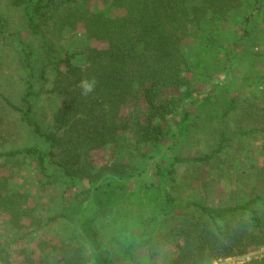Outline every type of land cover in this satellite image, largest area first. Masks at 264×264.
I'll return each mask as SVG.
<instances>
[{
	"label": "trees",
	"instance_id": "obj_1",
	"mask_svg": "<svg viewBox=\"0 0 264 264\" xmlns=\"http://www.w3.org/2000/svg\"><path fill=\"white\" fill-rule=\"evenodd\" d=\"M7 1L22 9L26 29L40 46L26 56L25 89L19 104L0 97L9 110L19 114L37 142L0 152V157L28 156L45 184L53 185L59 179L69 181L72 188L80 186V191L70 194L80 207L70 198L62 209L70 221L79 210L94 208L101 217L111 213L112 198L125 191L134 177L133 167L144 166L161 144L175 135L171 119L181 104L198 93L212 73L226 69V63L217 60L196 70L198 66L190 55L193 44L198 41L204 48L221 52L217 42L223 26L220 23L238 15L242 35L233 37L229 44L235 49L247 34L249 6L261 3L93 0L90 7V0ZM79 24L87 37L105 40V47L86 45L85 38L81 46H75L67 35L74 33ZM231 49L222 52L226 56ZM93 76L98 81L95 91L82 96L80 81ZM44 93L59 100L46 123L37 119L36 106ZM234 108L233 100L229 101L223 115ZM224 139V134H219L217 146L210 153L192 160L212 159L221 151ZM108 149L117 160L116 168L105 164L93 172L92 156ZM187 161L186 157L176 156L165 168L157 167L155 175L162 183L174 182L175 164ZM82 179H88V187ZM3 189L0 186V191ZM69 191L64 189L62 194L66 196ZM12 197L0 192V208L12 212V204L17 203ZM153 204V212L163 219L174 211L185 210L167 192L157 193ZM195 206L199 214L190 218L183 214L180 225L171 231L175 250L166 264H207L244 254L251 246H264V199L259 196L236 205ZM14 216L9 214L10 221L14 222ZM57 218L51 216L44 224ZM74 236L80 238L79 242H74L71 235L66 245L75 248L72 256L61 246L53 245L45 253L41 247L33 264H117L109 249L102 246L98 231L85 219ZM156 255L152 252L150 259ZM243 264H264V256Z\"/></svg>",
	"mask_w": 264,
	"mask_h": 264
},
{
	"label": "rangeland",
	"instance_id": "obj_2",
	"mask_svg": "<svg viewBox=\"0 0 264 264\" xmlns=\"http://www.w3.org/2000/svg\"><path fill=\"white\" fill-rule=\"evenodd\" d=\"M92 3L90 0V7ZM249 9L247 34L235 49L229 44L233 37L242 35L240 17L233 16L227 23H220L223 26L217 42L224 51L231 49L226 56L222 49L218 53L216 49L204 48L198 41L193 44L190 55L198 66L196 70L217 60L226 63V69L223 73H212L201 84V90L181 104L171 119L175 135L168 137L144 166L133 167L134 177L129 179L123 193L114 195L107 217H101L93 208L79 210L70 221L62 209L70 200L71 191H80V186L72 188L69 181L59 179L53 185L45 184L28 156L0 157V186L5 187L0 192L13 194L12 199H17L11 206L13 213L0 208V264H33L41 247L45 253L53 245L63 247L72 256L75 248L66 246L67 239L72 235L73 241L79 242L80 238L74 235L84 219L98 231L102 246L109 249L117 264H166L175 250L171 231L180 225L183 214L188 218L199 214L195 205H236L254 195L264 199V0ZM67 37L77 47L84 38L86 45L98 48L106 45L105 40L87 37L80 24ZM39 46L26 29L22 9L0 0V95L3 98L19 104L25 89L26 56ZM231 100L235 108L224 116ZM58 105L55 95L42 94L36 104L37 119L49 122ZM221 133L225 139L216 156L204 162L192 160L210 153ZM35 142L19 114L9 110L0 97V152L27 148ZM176 156L189 161L175 164L174 182L162 183L155 175L157 167L165 168ZM116 161L109 149L98 152L91 158L93 172L105 164L114 166ZM84 181L88 187V179H82L83 184ZM64 189H70L66 196L62 194ZM165 192L185 210L174 211L163 219L153 212V202L157 193ZM72 200L78 205L73 196ZM9 214L15 215L14 222ZM51 216L58 218L45 225ZM152 252H157L153 260ZM89 253L88 248L86 257ZM261 256L264 246H251L244 254L217 258L216 263L207 264H243Z\"/></svg>",
	"mask_w": 264,
	"mask_h": 264
},
{
	"label": "clouds",
	"instance_id": "obj_3",
	"mask_svg": "<svg viewBox=\"0 0 264 264\" xmlns=\"http://www.w3.org/2000/svg\"><path fill=\"white\" fill-rule=\"evenodd\" d=\"M97 83L98 81L94 76L83 78L79 84L81 95L87 97L89 94L93 93L95 91Z\"/></svg>",
	"mask_w": 264,
	"mask_h": 264
},
{
	"label": "water",
	"instance_id": "obj_4",
	"mask_svg": "<svg viewBox=\"0 0 264 264\" xmlns=\"http://www.w3.org/2000/svg\"><path fill=\"white\" fill-rule=\"evenodd\" d=\"M84 184L87 186V182L86 181H84Z\"/></svg>",
	"mask_w": 264,
	"mask_h": 264
},
{
	"label": "built area",
	"instance_id": "obj_5",
	"mask_svg": "<svg viewBox=\"0 0 264 264\" xmlns=\"http://www.w3.org/2000/svg\"><path fill=\"white\" fill-rule=\"evenodd\" d=\"M218 261H220V260H218ZM214 263H216V261H214Z\"/></svg>",
	"mask_w": 264,
	"mask_h": 264
}]
</instances>
